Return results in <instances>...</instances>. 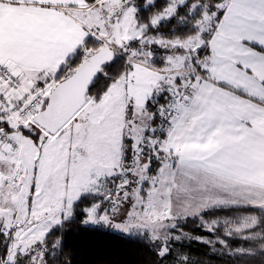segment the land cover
Wrapping results in <instances>:
<instances>
[{"label": "rangeland", "instance_id": "1", "mask_svg": "<svg viewBox=\"0 0 264 264\" xmlns=\"http://www.w3.org/2000/svg\"><path fill=\"white\" fill-rule=\"evenodd\" d=\"M129 2L101 0L92 12V23L97 33L104 35L108 19L115 21L121 17L118 24L125 45L130 40H141L144 27L137 23L136 8ZM185 2L178 0L156 16L151 25L170 19L176 8ZM197 4L201 3L194 1V7ZM230 4L232 0H223L219 5L223 13L221 10L212 15L205 13L204 21L207 23L196 38L175 42L174 47L184 48L185 52L171 55L165 70L132 62L130 71L111 85L101 101H86L77 115L54 137L40 129L34 120V124L23 127L20 134L16 131L11 135L23 145L22 153L14 156L8 153L13 166L8 173H0V236L8 240L11 264H44L48 234L67 220L75 204L87 195L100 197L86 211L87 225H104L127 236L148 235L159 242L166 241L176 218L199 216L222 208L264 207L262 193V199L258 200L259 186L233 185L230 181L234 180L229 178L215 183L204 170H189L181 162L180 154L166 150L168 138L157 149L158 138L154 135L159 129L152 125L150 117L153 116L147 111V103L164 91L161 85L169 87L173 75V82L175 77L181 76L174 73L184 76L183 70L200 68V76L192 77L186 73L190 77L186 75L184 82L186 80L189 85L196 79L207 77L209 44L217 20L225 15ZM215 20L216 25L213 24ZM206 33L210 35L206 36ZM115 49L113 46L112 50ZM164 75L167 79L170 76V80L165 81ZM56 78L57 75L45 87L35 84L41 87L45 99L58 84ZM189 85L183 91H177L183 100L190 98L187 93ZM182 98L176 101L172 114L177 112ZM174 120L170 117L172 129L176 123ZM24 130L31 132L25 134ZM246 143L238 149L240 157L250 154L254 159L258 152L250 153L251 149L247 147L249 138ZM125 157L128 160H124ZM153 159L160 164H152ZM235 221L216 220L206 222L204 226L215 234V241L224 248L222 236L215 232L223 231L228 238H248V241L258 240V243L262 240L264 235L251 232L259 225V218L246 215Z\"/></svg>", "mask_w": 264, "mask_h": 264}, {"label": "crops", "instance_id": "2", "mask_svg": "<svg viewBox=\"0 0 264 264\" xmlns=\"http://www.w3.org/2000/svg\"><path fill=\"white\" fill-rule=\"evenodd\" d=\"M100 1L0 0V64L27 83L51 84L87 39L106 42L110 24L121 23V17L110 18L104 35L97 33L92 12ZM207 60V77L190 85L183 75L174 82L164 75L171 82L161 85L164 90L183 91L189 85L190 95L178 103L166 150L180 154L189 170H204L215 183L229 178L233 185L259 186V200L264 195V0H232L215 27ZM247 138L250 153L258 152L254 159L240 157L238 149ZM0 150V173H8L13 161Z\"/></svg>", "mask_w": 264, "mask_h": 264}, {"label": "trees", "instance_id": "3", "mask_svg": "<svg viewBox=\"0 0 264 264\" xmlns=\"http://www.w3.org/2000/svg\"><path fill=\"white\" fill-rule=\"evenodd\" d=\"M194 1L201 4L194 7ZM222 1L186 0L185 4L176 8L170 19L152 26V20L178 0H130L129 4L136 8L137 23L144 27L143 37L126 45L122 43V46H116L113 61L103 67L90 85L87 101H101L111 85L130 71L132 62H141L159 71L165 70L168 58L179 53L176 50L180 47H174L175 42L196 38L207 23L204 21V14L219 12ZM216 20L213 23L215 25L219 19L217 22ZM205 35L209 36L210 33ZM104 44L93 37L87 39L61 65L56 81L59 83L67 79L87 57L102 49ZM174 74L181 75L175 77L176 80L181 79V73ZM183 74L186 79L188 74ZM177 96L179 94L174 88L165 89L147 103V111L153 116L152 125L159 129L154 135V138H158L157 149L161 148L159 144L164 145L172 129L169 120L174 114L169 112V106ZM0 131L10 136L16 132L12 122L4 116H0ZM23 132L30 134L31 131ZM150 132H147L148 135ZM124 160L128 158L125 157ZM153 163H157L156 166L160 164L156 159H153ZM98 200L99 196L82 197L75 204L72 215L50 231L44 248V264H264V210L254 207L222 208L199 216L176 218L166 241L159 242L148 235L127 236L113 232L104 225H87L86 211ZM246 215L259 218V225L251 230L263 236L259 243L258 240L248 241V238H228L223 231L215 232L222 236L220 238L226 245L224 248L215 241V234L204 226L206 222L216 220L234 219L237 222ZM7 244L8 240L0 236V264H11Z\"/></svg>", "mask_w": 264, "mask_h": 264}, {"label": "water", "instance_id": "4", "mask_svg": "<svg viewBox=\"0 0 264 264\" xmlns=\"http://www.w3.org/2000/svg\"><path fill=\"white\" fill-rule=\"evenodd\" d=\"M112 35L105 46L87 57L65 80L59 82L47 98L44 109L34 116V123L54 137L84 107L90 85L103 67L114 59L113 46H122L121 28L118 22L110 24Z\"/></svg>", "mask_w": 264, "mask_h": 264}, {"label": "built area", "instance_id": "5", "mask_svg": "<svg viewBox=\"0 0 264 264\" xmlns=\"http://www.w3.org/2000/svg\"><path fill=\"white\" fill-rule=\"evenodd\" d=\"M105 43V41H102ZM198 67L192 70H183L192 77L200 76ZM188 76L190 77V75ZM28 85V92L25 86ZM182 96H177L173 104L169 106V112H174L177 100ZM47 104V99L42 96L41 87L27 83L20 75L0 64V116L8 118L15 130L19 132L23 127L32 125L33 117L41 112ZM0 146L11 155L21 153L23 145L18 139L0 131Z\"/></svg>", "mask_w": 264, "mask_h": 264}]
</instances>
